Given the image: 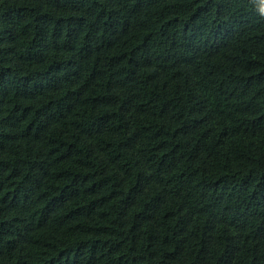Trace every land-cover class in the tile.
<instances>
[{"label": "trees", "instance_id": "1", "mask_svg": "<svg viewBox=\"0 0 264 264\" xmlns=\"http://www.w3.org/2000/svg\"><path fill=\"white\" fill-rule=\"evenodd\" d=\"M0 264H264V0H0Z\"/></svg>", "mask_w": 264, "mask_h": 264}]
</instances>
